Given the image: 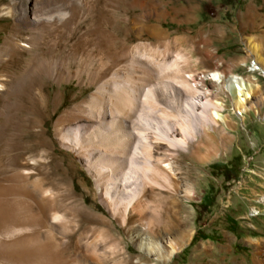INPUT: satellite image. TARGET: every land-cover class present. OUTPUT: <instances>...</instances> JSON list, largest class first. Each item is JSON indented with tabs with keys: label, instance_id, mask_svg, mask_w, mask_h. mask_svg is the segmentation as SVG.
<instances>
[{
	"label": "rangeland",
	"instance_id": "1",
	"mask_svg": "<svg viewBox=\"0 0 264 264\" xmlns=\"http://www.w3.org/2000/svg\"><path fill=\"white\" fill-rule=\"evenodd\" d=\"M32 7L49 16L33 31L40 42L31 48L25 43L3 69L18 75L37 52L48 70L20 77L15 93L0 95V176L31 170L19 183L25 191L19 186L14 195L38 199L31 182L41 179L62 219L46 217L47 206L28 202L1 208L0 242L6 236L19 246L26 236L34 241L21 247L30 261H9L0 247V264H264V73L254 68L244 41L256 38L264 55V0H0V45L11 35L24 41L32 34L19 15L25 9L31 17ZM175 54L185 60L177 67L182 72L215 68L256 82L248 109L237 114L230 96L209 79L191 84L222 102L230 126L213 125L206 112L199 113L200 95L189 97L191 109L185 107L173 69L160 64ZM103 65L110 74L145 69L144 86L156 100L140 104L133 116L144 132L157 131L154 145L161 152L172 153L163 160L173 168L176 188L148 192L147 227L131 214L120 224L101 201L94 177L55 135L66 110L85 108L102 81L90 75ZM182 121L190 127L187 134ZM166 123L186 147L162 138ZM139 231L164 252L173 242L179 249L159 258L139 248L133 238Z\"/></svg>",
	"mask_w": 264,
	"mask_h": 264
},
{
	"label": "bare ground",
	"instance_id": "2",
	"mask_svg": "<svg viewBox=\"0 0 264 264\" xmlns=\"http://www.w3.org/2000/svg\"><path fill=\"white\" fill-rule=\"evenodd\" d=\"M19 13L20 22L32 34L30 33V36L24 41L16 39L11 35L10 38L5 39L2 45H0L1 96L15 93L21 83V80L19 81L20 77L22 79L34 72L47 73L48 70V65L46 62L43 63L41 61V57L37 52H34L33 57L25 62L26 66L18 75L10 74L3 69L5 64L10 63L16 51L24 48L25 43L28 44V47L38 46L37 43L40 42L39 35L36 32L33 33V31L45 25L49 17L46 16L47 14L42 15L43 13H37L33 7L31 8V17L25 16V9L24 11L20 10ZM16 40L22 41V43L18 44L15 42ZM244 41L248 53L254 58L256 66L254 68L264 73V55H262L260 43L250 35H247ZM147 46V44H144V49H147ZM137 50L138 47H135L134 57L137 56ZM167 53L166 49H163V52H161L164 57ZM162 55L161 57H163ZM184 62L185 60L181 55L175 54L172 60H163L160 64L170 66L173 69V77L177 81L176 86L186 93L185 99H182L185 107L191 109L188 104L189 97L194 99L193 96L200 95L196 102L197 106L201 107L199 113L206 112L209 122L213 125H216L220 121L225 126H230L229 119L225 114L220 112L223 106L222 102L210 98L208 96L210 90L207 88L198 90L196 86L191 84L192 81L203 84L204 80L209 79L218 86L219 90L230 96L237 114H242L248 109L252 96L259 88L256 82H253L249 77L231 72L223 73L215 68L201 73H195L191 70L186 72L177 70V67ZM131 64L134 68L136 66L139 67L138 62H135V60ZM92 75H96L102 81L100 82L99 80L100 83L90 95L84 109L78 110L75 107L68 109L58 118L55 126L56 138L62 146L74 152L76 157L82 161L87 171L94 177L95 186L100 189L101 201L108 208L112 216L118 218L120 224L126 223L129 214H131L138 215L142 225L147 227L150 222L149 216L152 214V207L149 201L150 193L148 194V192L153 187L171 191L176 188L173 168L169 162L163 160L164 157L172 154L171 151L166 150L161 152L159 147L154 145L155 141L160 138L157 131L153 130L152 135L146 131L144 132L141 130L143 127L141 128L138 124L139 116L136 114L135 117L133 116V113L137 111V107L140 104H154L156 100L155 94L144 86V81L147 79L145 69H140V74L135 73L133 70L125 74L117 72L110 74L107 71V67L103 65L93 71L90 76ZM37 91L39 90L37 89ZM166 125L162 138L167 140L171 146L177 142L180 144V147H186L184 138L170 136L171 132L169 134V131L171 130V126L169 123H166ZM2 128L3 126H0V135ZM180 128L184 134H187L190 130L189 125L184 121L180 124ZM201 130L203 135L210 137L205 127ZM216 145L212 147L215 152L217 151ZM29 171L31 170L12 173L5 177L0 176V210L1 208H11L16 203L28 202L36 204L39 207L43 205L47 206L46 217L48 215L56 221L61 220L62 218L52 207L54 198L50 196L49 188L44 186L43 180L38 179L31 182L34 188L41 193L38 199L33 197L27 199L23 196L18 197L16 196L17 193L14 195L15 191L20 189L19 186L21 190L25 191L26 187L19 185V183L27 180L30 174ZM261 200L264 202V195L261 197ZM135 237L138 240L139 248L148 253L154 252L162 259L170 258L179 249V246H176V243L173 242L171 243L170 250L164 252L155 241L147 237V235L140 233V231L136 236H133V238ZM33 241V238L26 236L24 237L22 246H19L15 238L11 239L6 236L0 242L4 258L9 261L17 260L20 263H27L30 260L24 255L21 247H30ZM36 243L43 248L50 247L49 243L41 244L37 241Z\"/></svg>",
	"mask_w": 264,
	"mask_h": 264
}]
</instances>
